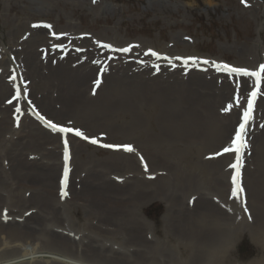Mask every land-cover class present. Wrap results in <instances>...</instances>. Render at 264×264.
I'll return each instance as SVG.
<instances>
[{"label":"rangeland","instance_id":"374dc122","mask_svg":"<svg viewBox=\"0 0 264 264\" xmlns=\"http://www.w3.org/2000/svg\"><path fill=\"white\" fill-rule=\"evenodd\" d=\"M257 2L260 7L254 10L251 5ZM36 28L47 30L48 44L36 43L35 62L28 63V67L24 61L29 50L27 39L31 29ZM77 39L91 41L75 42ZM126 48L128 51H121ZM252 48L259 57L249 63L245 54ZM144 49L151 52L150 59H141ZM73 52L75 55L67 56ZM132 52L140 60L131 57ZM123 60V74L130 78L113 82L116 86L109 90L111 80L123 75L114 70ZM41 61L51 63L50 70L56 71L62 65L93 66L95 76H89L90 81L80 90L78 106L83 102L86 105L82 112L75 108L80 113L62 112L61 119H56L46 111L52 110L47 102L38 103L39 97L36 103L32 101L30 95L35 96L42 85L34 76V68ZM261 64L264 0H0V76L8 87L12 86L11 94H0V105L12 107V120L3 134L0 132V261L21 257V244L31 243L38 245L39 253L62 254L65 250L74 258L94 264H103L96 254H110L111 249L113 259L129 255L132 261L142 257L146 264H173L180 257L182 263L202 264L208 261L202 246L210 237L207 232L221 229L228 233V238L224 237L227 247L222 256L208 264L247 263L264 258V241L255 234L258 225L264 226V74L257 87L256 77L224 67L255 71ZM141 71L138 75L149 71L155 79L158 77L168 93L182 98L187 106L182 135L152 145L161 152L160 157L149 155L154 151L146 145L144 132L160 131L155 121L165 109L156 95L151 94L152 101L147 100V79L135 76ZM54 73L48 74L50 87L49 75ZM242 79L244 89L240 88ZM203 80L218 84L217 98L212 99V90L206 94L211 104L218 100L213 116H205L204 88L200 86ZM126 84L129 91L125 90ZM125 91L138 97L127 100ZM253 91H257L254 98ZM109 93L111 106L106 103L97 109L88 101L96 96L107 99ZM223 93L227 97L221 98ZM250 98L252 110L245 121ZM173 107H167L169 113L179 106ZM134 118L141 119V127V121L135 122ZM26 119L33 120L28 122L30 127H42L55 138L31 144L24 137ZM241 123H245V146L238 152L218 154L225 147H238L232 141ZM61 127L79 130L83 135L60 132ZM117 128L127 131V136L101 133L95 138L101 131ZM197 132L201 138L195 136ZM221 132L226 136L223 140L219 139ZM13 139H17V147L12 146ZM111 143L131 146L127 154L137 160L135 168H126V162L111 163L118 159L108 153L118 149L105 147ZM259 146L261 153L257 151ZM206 154L209 159L223 157L227 162L220 178L195 168ZM255 158L260 160L256 170ZM65 166L68 181L61 190ZM140 171L151 176L142 177ZM180 174L184 175L178 179ZM157 177L159 185L167 181L169 190L147 183ZM119 183L124 186H111ZM215 183L222 184V188L216 189ZM139 191L143 198H131ZM96 192L99 195H93ZM175 195L178 203L172 205ZM211 201L218 210L216 217L195 219ZM158 209L162 218L155 216ZM147 211L151 213L147 215ZM205 224L209 227H203ZM192 226L200 239L194 250L189 239ZM15 231L25 232L31 241L16 240ZM113 233L116 237L111 238ZM20 264L67 263L26 259Z\"/></svg>","mask_w":264,"mask_h":264},{"label":"bare ground","instance_id":"6f19581e","mask_svg":"<svg viewBox=\"0 0 264 264\" xmlns=\"http://www.w3.org/2000/svg\"><path fill=\"white\" fill-rule=\"evenodd\" d=\"M253 9L255 10V7H260L259 3L257 2L254 5ZM46 32L47 30L44 28H36V29H31L30 31V36L27 39V46L29 48L28 52L26 51V58L24 59L26 65L28 66V63H34L35 62V45L36 43L40 42V41H44L46 44L45 46L48 44V38L46 36ZM88 40L91 41V39H86V40H75V42H82V43H86L88 42ZM92 50H95L96 52H98V48L97 47H93ZM145 50V49H144ZM141 51V59H150V53L149 51ZM144 51V52H143ZM75 55L74 52L73 53H69L67 56H73ZM28 56H30V58H28ZM148 56V57H147ZM120 58L124 57V55H120ZM118 57V58H119ZM131 57L140 60L139 56L135 55V52L131 53ZM257 57H259V55H257L255 48L250 49L246 54H245V61L249 62V63H254L255 60L257 59ZM126 60L121 61V63H119V65L114 69L116 74H123V69L125 66ZM46 64V65H43ZM29 67V66H28ZM51 67V63L49 64V62H40L35 68H34V76L39 77V80L41 81L42 85L40 87L39 90H37V94L35 96H31L30 98L32 99L33 102H35V100H38V97L40 100H38V103H46L51 106V112L49 110H46L47 112L51 113L52 117L56 118V119H61V116H63L62 112H65L67 114H70L71 111H73L74 113H80L79 111H76L75 108H77L78 110H81L86 107V105L83 102V106H78V103L81 101L80 97V90L82 88L83 85L87 84L90 80L89 76L93 75V77L95 76V72L93 70V66H87L84 67V65H79L76 68H71L69 66L65 67L64 65H62L61 69L56 71V70H50ZM149 70V69H148ZM55 72V73H54ZM138 72L135 73V76H144L147 81V86L146 88L149 89V95L146 97L148 101H152V95L154 94L156 95L157 98L161 99V103H159V105H162L163 108L165 109V111H162L158 114L159 119L155 121L156 126L158 129H160V131H154V132H144L146 135V145L149 147H151L152 149V145H160L161 144V140L168 142L167 140H169L168 138L170 137H174L176 138L179 134L182 135V133L184 132V126L186 124V118L188 117L187 115V106L184 103V101L182 100V98L180 99H176L177 97L173 94L168 93L169 89L164 87V83L161 82V80L157 77L155 79L156 76H154L153 74L149 73L148 74H140L142 73ZM53 75H49L50 78V82L52 84V86L50 87L48 85V74H52ZM124 75V74H123ZM119 76V77H115L111 80V85L109 87V90L112 89L113 87V82H118L119 80H121L122 77H125V80L129 79V76ZM222 75H220L221 77ZM2 78V79H1ZM111 79V78H110ZM133 82V80H132ZM131 82V83H132ZM242 86L240 87L241 89L245 88V80L242 79ZM130 83V84H131ZM217 82H213V81H209V80H203L200 83V86L202 88H204L203 91V95L202 98L205 100V116L207 115H212L215 114V110L218 108L217 107V103L218 100L215 101L213 104H211V102L208 101V97H207V93L212 90L213 91V96L212 99L217 98V95L215 93L217 86ZM125 90L129 91V87L128 84H126L125 86ZM11 94L12 92V86L8 87V84L5 82V79L3 77L0 76V94H6V93ZM126 98L127 100H135L138 96H132L130 95L128 92H126ZM109 98H99L98 96L96 97H92L89 98L88 101L92 103V105H94L95 108H99L103 105H105L106 103H108V106H111V93H109ZM223 97H227L226 94H222L221 98ZM135 98V99H134ZM5 99V98H4ZM100 99V100H99ZM3 102V101H2ZM36 103V102H35ZM181 103V105H180ZM184 103V105H182ZM41 106V105H39ZM171 106L172 108H174L173 106H179L178 109L173 112V113H169L167 107ZM181 106V107H180ZM72 108V109H71ZM10 111H12V107L10 106H6V105H0V132L3 134V130L4 127L9 123L11 119V114ZM48 113V114H49ZM50 115V114H49ZM213 116V115H212ZM200 118V117H199ZM135 122L136 121H141L140 118H134ZM33 120L31 119H26L25 122L27 123V125H25L24 122V126L26 127V134H24V137H26L28 139V141L33 144L35 141L39 140V139H48L49 137L54 139L55 136L51 135V133L46 130L43 129L42 127H38V128H33L30 127L28 122H32ZM12 122V121H11ZM34 124V123H33ZM32 124V125H33ZM183 124V125H181ZM142 125V121L140 123L141 127ZM138 127V128H139ZM89 129V128H88ZM137 129V128H136ZM109 130V131H108ZM106 129V131H101L99 132L100 134H104V136H119V135H125L127 136V131H121L119 130V128L117 129ZM140 133V132H139ZM178 133V134H177ZM141 134V133H140ZM1 135V134H0ZM152 135H156L158 137H154ZM200 133L197 132V134L195 136H197V138L199 137ZM88 136V135H87ZM90 136H94V135H90ZM89 136V137H90ZM142 136V134H141ZM100 137V135H97L95 138ZM143 137V136H142ZM225 133L221 132L219 134V139L223 140L225 139ZM201 138V137H199ZM157 141V142H153ZM155 139H160V140H155ZM17 139H13L10 142L12 143L13 147H17ZM154 152H149V155L151 156L153 153H155V157H160L161 152L160 151H156L154 149H152ZM127 150H118L115 152L112 151H108V153H111L116 156V160L111 161V163H122L125 164V162L127 163L126 168L129 167H133L135 168L136 164H138L137 160L135 159V157L133 156V154H127L126 152ZM156 151V152H155ZM257 151H260V146L259 148H257ZM125 152V153H124ZM214 153V152H213ZM261 153V152H259ZM114 156V157H115ZM229 156V155H226ZM206 159H204L203 161H198L197 165L195 168L199 169L203 172V173H210L212 174L213 178H220L224 173V166L225 164V159L223 157H220L219 159H209L208 158V154H206L205 156ZM147 161V160H146ZM151 164V161H147ZM260 160H258V158L254 159V167L253 169L256 170V164L259 163ZM152 168V167H151ZM142 177H146L145 173H141V171L139 172ZM184 174H180L177 178L179 179L181 176H183ZM249 175V174H248ZM151 175L147 176L146 178H149ZM250 177V176H248ZM157 179H160V177H157L156 180L154 179V181H150L147 182L153 186L158 185L162 190H169V188L167 187V181L164 184V182H157ZM143 184H146V182L141 181ZM114 183L111 181V184ZM143 184H140V186L143 187ZM190 185V184H189ZM256 186H260L259 182H255ZM253 185V189L256 188V186ZM262 185V184H261ZM113 188H120L123 187L124 185L120 186V185H111ZM263 186V185H262ZM261 186V187H262ZM216 189H220L222 188V184L218 185L215 183L214 186ZM92 192V191H91ZM154 192H157V190H154ZM93 195H99V192L94 193ZM144 194H142L141 191L139 192H134L132 193V197L134 198L136 201L139 198H143ZM182 199V198H181ZM226 201V199H225ZM178 203V196L175 195L174 200L172 201V205H176ZM212 201L209 202L207 204V208L205 211L202 212H197V215L195 217V219L197 220H204L205 217H216V213L218 214V210L216 208H214V206L212 205ZM211 205V207H209ZM196 207V205H195ZM178 211L176 209L175 214L178 217L179 214H177ZM181 216V215H180ZM215 221L212 223L214 224ZM203 227L207 228L209 227L208 224H205ZM165 231V228H164ZM255 234H258V238L259 240L261 239L262 241H264V226L258 225L255 229ZM198 230L196 229L195 226H192V231L189 232V239L191 242V250H194L197 248V246L200 245V239L197 238L198 235ZM211 233V234H210ZM207 232V236H210L209 239L204 240V244H202L203 242H201L202 246L205 248V252H206V259L208 261H206V263H202V264H208L210 263V261L212 259H217V256H222L225 250V245H224V237L228 236L227 232H223L222 229L221 230H213V232ZM15 235L17 237H15L16 240H30V237L25 233V232H21V233H17V231H15ZM116 237V235L113 233L111 234V238ZM59 241H61V236H58ZM258 240V239H257ZM258 240V241H259ZM4 244L6 245L7 242L5 241ZM14 244H19L18 242L14 243ZM38 244V242H37ZM8 245V244H7ZM22 251L23 253L21 254L20 258H25L27 260H29V262L31 261H36L38 259L40 260H49V261H60L63 263H67V264H94V263H90L87 261H83L77 258L72 257L69 253H67L65 250H63L62 254H56L53 252L47 253V254H42L39 253L41 251H39L37 249L36 244H31V243H22ZM92 251V250H91ZM107 251V250H106ZM163 251V250H162ZM114 251H112L111 249V253L110 254H104L102 256H99L98 254H96L98 257H96L97 259H100L99 261H101L103 264H110V263H119V264H146L147 262H145V260H143L142 257H140V259H136L132 261L131 256L129 255H123V256H119V257H115V259L112 258V253ZM177 257V256H176ZM17 258H9V259H5L3 261H0V264H13L15 263V261L17 260ZM214 259V260H215ZM117 260V261H116ZM124 260V261H123ZM95 261V260H94ZM99 261H95V262H99ZM183 261L180 259L173 261V264H186V263H182ZM251 264H264V258H261L259 260H254L253 262H251Z\"/></svg>","mask_w":264,"mask_h":264},{"label":"snow or ice","instance_id":"6c2138e0","mask_svg":"<svg viewBox=\"0 0 264 264\" xmlns=\"http://www.w3.org/2000/svg\"><path fill=\"white\" fill-rule=\"evenodd\" d=\"M242 2H245V0H242ZM108 47H111L110 45H108ZM121 51H128V49H121ZM155 54V53H154ZM194 59V58H193ZM205 63H208V61H205ZM226 68L227 71H230V72H233V73H243L245 76H254L257 78L256 80V83H257V87H259V84H260V78H261V75L264 74V64H261L258 68V70H255V71H250L246 68H237V67H229L227 65L224 66ZM97 83H99L97 81ZM257 96V91H253L251 92V97H256ZM251 110H252V99L250 98L248 100V106H247V109L244 111V120L247 121L249 118H250V113H251ZM49 126L53 129H57V125L55 124H52L51 122H48ZM58 131L60 132H73L75 131V134L77 136H82L83 133L80 132L79 130H73L71 128H58ZM244 132H245V123H241L239 125V128L236 130L235 132V138L233 139L232 143L234 145H238L237 148L235 149H231L229 147H225L223 149V151L225 153L229 152V151H239L240 147H243L245 146L244 145ZM85 139H87V137H85ZM93 143H96L97 141L93 140L92 141ZM105 147H114L113 145H105ZM126 147L128 150H131V146H124ZM68 159V149H67V141H65V160ZM238 165H233V167H237ZM67 167L65 168V180L67 178ZM62 195H63V192H62Z\"/></svg>","mask_w":264,"mask_h":264}]
</instances>
